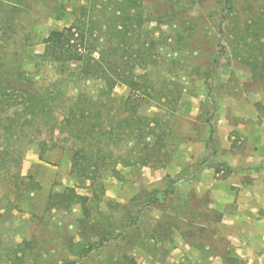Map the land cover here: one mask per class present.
Here are the masks:
<instances>
[{
  "label": "rangeland",
  "instance_id": "rangeland-1",
  "mask_svg": "<svg viewBox=\"0 0 264 264\" xmlns=\"http://www.w3.org/2000/svg\"><path fill=\"white\" fill-rule=\"evenodd\" d=\"M122 1L65 0L63 18L38 27L36 42L27 49L31 58L24 70L49 104L23 131L18 107L13 104L19 92L0 88V264H161V235H172V229L161 228V218L162 224L172 225L174 219L189 216L190 208L206 200L195 195V188H187L184 173L203 152L207 139V73L221 51L218 44L225 53L220 60L221 84L213 122L217 155L212 167L224 168L223 159L242 153L243 138L234 127L244 121V115L254 121L257 112L256 122H264V35L257 32L260 25H255L256 19L264 22V0H231L228 5L224 0H135L131 4L136 13L159 21L145 22L138 29L141 39L153 40L146 45L150 49L143 68L156 81V90L161 86L162 93L179 99L164 108L175 111L169 161L146 167L135 160L132 166L119 162L120 155L126 160L132 155L118 127L126 114L116 116L128 87L102 79L82 81L76 61L65 71L35 57L43 53L42 40L51 29L61 30L83 18L102 25ZM246 26L253 32H243ZM130 64L136 61L132 58ZM141 69L135 68V75ZM149 101L143 103L140 114L158 111L159 104ZM87 128L92 132L85 134ZM108 131L114 134L112 139L105 135ZM182 144L190 150L179 161ZM84 145H90L95 158L103 154L106 166L99 164L94 179L80 181L71 174L72 155ZM102 148L107 152L101 153ZM175 164L183 175L161 180V170L172 171ZM28 176L38 182L37 190L27 188ZM65 191L86 200L48 204L51 195L60 200ZM164 191L167 194L162 198ZM201 212L196 211L199 219ZM184 233L201 244L206 242L191 230ZM103 238L109 241L102 248L81 257L84 249ZM215 244L219 249L226 247ZM162 245L163 249L168 244Z\"/></svg>",
  "mask_w": 264,
  "mask_h": 264
},
{
  "label": "trees",
  "instance_id": "trees-1",
  "mask_svg": "<svg viewBox=\"0 0 264 264\" xmlns=\"http://www.w3.org/2000/svg\"><path fill=\"white\" fill-rule=\"evenodd\" d=\"M224 1L226 5L231 3V0ZM134 2L135 0H123L122 6L113 9L102 25H96L95 21L88 22L83 18L74 20L61 30L51 29L42 40L43 53L36 55L35 58L65 71L69 63L76 61L79 63L78 75L82 81L102 79L106 84L119 82L127 86L128 95L119 102L116 116L126 114L121 119L123 125L119 124L118 127L122 128L123 136L131 146L132 155L131 161L123 159L124 157L120 155L119 162L125 166H132V160L142 167L153 163L164 166L169 161L171 152L169 149L173 147V138L170 135L171 123H173L171 116L175 114L174 109L164 108L176 104L179 98H170L169 95L162 93L161 86L156 90V81L151 78L150 72L143 68L147 65L150 49L146 45H151L153 40L146 42L145 39H141L138 29L146 24L145 22L159 21L150 17H141L135 12V6L131 4ZM66 9L65 0H0V68L3 69L2 73L0 72V88H6L5 91L16 89L19 92L13 104L15 108L18 107L16 110L20 113L21 131L26 123L30 124V121L44 109L46 110L49 104L46 95L35 88L31 75L24 70V66L31 58L27 49L35 44L38 27L50 19L61 20L66 14ZM224 20L225 16L221 21ZM255 25L257 27L260 25L257 32L264 35V22L256 19ZM243 32H253V30L246 26L243 27ZM218 47L221 51L213 59L212 67L207 73L206 98L210 105L206 119L208 135L203 152L195 157L190 165L187 179L189 182L199 181L203 171L214 164V157L217 155L213 122L218 108V91L221 84L220 70L223 64L220 60L225 53V48L221 44H218ZM132 58L136 64H130ZM137 67L143 68L141 69L143 72L139 75H135ZM2 77L9 78V81L4 82ZM149 99L159 104V106L155 105L158 111L151 115L140 114L143 103L148 104ZM0 101H2L1 94ZM110 101L111 99L108 98L107 102ZM101 130H103L102 126L99 128L100 133ZM83 132L88 134L92 130L89 131L87 128ZM105 135L108 139H112L114 134L108 131ZM112 145L120 148L115 143ZM97 149L99 151L101 147L98 146ZM100 152H107V148ZM39 159L42 160V157L39 156ZM105 161L103 154L95 158L90 145H84L73 152L71 174L80 181L94 179L98 174L99 164L106 166ZM28 180H30L28 189L37 190L40 187L32 176H28ZM67 191L63 192L60 200L58 195H51L48 204H57L63 199L65 202L86 200L84 196ZM166 194L167 191H164L161 197L164 198ZM185 230L190 229H184V232ZM107 241L109 239L103 238L100 243L91 244L82 251L81 257L86 258L90 251L102 248Z\"/></svg>",
  "mask_w": 264,
  "mask_h": 264
},
{
  "label": "crops",
  "instance_id": "crops-1",
  "mask_svg": "<svg viewBox=\"0 0 264 264\" xmlns=\"http://www.w3.org/2000/svg\"><path fill=\"white\" fill-rule=\"evenodd\" d=\"M257 115L254 121L244 115V121L234 127L243 138V150L223 159L224 168L209 166L197 182L187 180L189 170L184 173L187 188H195V195L206 200L190 208L189 216L174 219L172 225L162 224L161 218L162 228L172 229V235H161V264H264V122H256ZM187 147H179V161L188 154ZM173 168L161 170V180L183 175L176 164ZM196 211L201 212V219ZM181 226L206 242L194 241ZM215 242L226 247L219 249ZM162 243L168 244L165 249Z\"/></svg>",
  "mask_w": 264,
  "mask_h": 264
}]
</instances>
